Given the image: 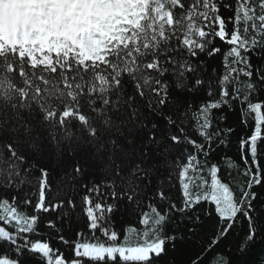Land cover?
<instances>
[{
    "label": "snow or ice",
    "instance_id": "6c2138e0",
    "mask_svg": "<svg viewBox=\"0 0 264 264\" xmlns=\"http://www.w3.org/2000/svg\"><path fill=\"white\" fill-rule=\"evenodd\" d=\"M137 20L47 72L0 40V264H264V0Z\"/></svg>",
    "mask_w": 264,
    "mask_h": 264
},
{
    "label": "rangeland",
    "instance_id": "374dc122",
    "mask_svg": "<svg viewBox=\"0 0 264 264\" xmlns=\"http://www.w3.org/2000/svg\"><path fill=\"white\" fill-rule=\"evenodd\" d=\"M117 0H0V40L20 46L33 62L42 52L72 41L92 55L99 47L94 33L110 24ZM12 40L14 43L8 44Z\"/></svg>",
    "mask_w": 264,
    "mask_h": 264
},
{
    "label": "trees",
    "instance_id": "16d2710c",
    "mask_svg": "<svg viewBox=\"0 0 264 264\" xmlns=\"http://www.w3.org/2000/svg\"><path fill=\"white\" fill-rule=\"evenodd\" d=\"M145 7L146 0L144 3H141V0H127L124 4L118 5V8L110 11V24L105 26L106 31L105 33H102V41L109 40L110 37H113L114 33H119L120 31H122V29L118 27L120 25H131L132 27H135V24L138 22L137 17L141 12H143ZM3 52H8L10 54L12 52H15L17 57L27 56L25 52L20 50L19 47L12 48L4 46ZM42 53L43 59L35 61L34 63L36 65L44 64V72L49 71L50 67L56 61H58L64 67H67L69 56L73 58L74 63L76 62V57H80L81 60L88 57L84 50H81V48L78 47L77 44H74V42L72 41L62 42V45H60L58 48L47 49ZM53 53L56 54V61L52 60ZM19 83L20 81H14V78L10 74L0 79V103H6L10 99H14L15 94L20 93V89L17 88V84ZM256 258H259L258 250L256 255L254 256V259Z\"/></svg>",
    "mask_w": 264,
    "mask_h": 264
}]
</instances>
